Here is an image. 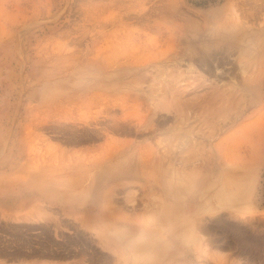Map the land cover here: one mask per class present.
<instances>
[{
	"label": "rangeland",
	"instance_id": "obj_1",
	"mask_svg": "<svg viewBox=\"0 0 264 264\" xmlns=\"http://www.w3.org/2000/svg\"><path fill=\"white\" fill-rule=\"evenodd\" d=\"M230 3L0 0V264H116V249L107 248L99 235L103 221H89L100 214L136 218L141 228L133 238L150 239L142 256L158 254V260L138 258L137 263L264 264V36L259 25L264 10L252 19V10H241L244 18L233 25ZM144 8L155 11L151 24L183 26L184 34L200 35L201 43L219 28L235 31L249 25L256 34L244 35L242 48L219 55V64L209 58L208 67L186 57L168 75L153 65L137 72L136 58L153 55L149 39L158 38L133 19ZM142 43L148 47L139 50ZM178 71L184 75L181 82ZM163 86L169 92L180 86L189 104L179 108L186 122L180 132L173 130L179 121L175 113L162 108L178 106L169 92L163 97ZM126 112L135 115L127 119ZM141 116L161 124L151 139L135 125ZM121 123L129 129L133 125V133L113 130ZM175 133L189 142L182 154L169 149L181 142ZM110 138L122 154L92 165L94 158L105 157ZM149 142L156 149L162 142L167 149L158 151V158L171 157L186 168L175 174L168 168L132 166L137 150ZM152 183L157 196L162 185L181 187L185 196L144 198L143 186ZM113 185L112 195L105 196ZM79 190L80 195L71 196ZM148 198L173 207L145 208ZM109 205L111 213H99ZM107 236L115 238L111 231Z\"/></svg>",
	"mask_w": 264,
	"mask_h": 264
},
{
	"label": "bare ground",
	"instance_id": "obj_2",
	"mask_svg": "<svg viewBox=\"0 0 264 264\" xmlns=\"http://www.w3.org/2000/svg\"><path fill=\"white\" fill-rule=\"evenodd\" d=\"M160 1V0H159ZM139 10V9H138ZM161 10V9H159ZM230 10V17L228 18L229 21H231V23L234 24H239V22L241 21L242 18H244V16H242L241 14V10H252L253 12L251 14H249V18L252 19L253 17H255L257 15V13L261 12L262 10H264V0H231V3L229 5V9ZM163 11V10H162ZM155 12V11H153ZM152 12V13H153ZM151 13V11L149 10H146L145 8L140 12L138 11V13L136 12V14L134 15L133 13V19L134 17L137 18L138 20L142 21L143 24H144V27L148 30H154L157 32L158 34V38H153V40L149 39V44L151 45V47L153 49L156 50V52L151 55L150 57L148 58H144L143 55H140L136 58L135 60V63H133V60H130L133 64H136V68H137V72L140 71L142 72L144 69H146V67H149L150 65H153V67H156L157 71L159 74L161 75H168L170 73V67H178L179 63L181 62V60H184V58H192L197 60V61H200L201 59V62H203L205 64V66H208L209 67V58H213L214 60V63L216 64H219L221 61V59H223V55L226 54L227 52H230L229 50L232 49V51L235 49V48H242L243 47V43L247 42L246 39H244V35L246 36H254L256 33V29H254V27H250L249 25L247 27H237L239 29H235V31H233V29L231 30H223L220 28L218 30H213L214 33L213 34H209L207 35H204L206 37V39L208 41H206V43H201V40L200 39V35L199 36H193V35H187L186 33L184 34L180 28H183L180 27L178 25H167V24H164V23H157L156 24H151L149 21H150V17L153 15ZM160 13V12H159ZM186 13V12H185ZM155 14V13H154ZM158 13H156L157 15ZM163 14V13H162ZM180 15V14H179ZM182 15V14H181ZM180 15V16H181ZM246 15V13H245ZM131 16V17H132ZM124 18V17H123ZM128 18V17H127ZM182 18V17H181ZM186 18V17H185ZM247 16H245V21H248L246 20ZM259 18V17H258ZM257 18V19H258ZM105 19V18H104ZM109 19V18H108ZM173 19V18H172ZM194 19V18H193ZM132 20V19H131ZM198 20V19H197ZM196 20V21H197ZM205 20V19H204ZM207 20V19H206ZM217 20V19H216ZM103 21V20H102ZM153 21V20H152ZM166 21V20H165ZM179 21V20H178ZM228 21V22H229ZM155 22V21H154ZM187 22V21H186ZM202 22V21H201ZM205 22V21H204ZM228 22H225V24ZM250 22V21H249ZM252 22V21H251ZM179 23V22H178ZM180 24V23H179ZM199 24V23H198ZM202 24V23H201ZM226 24V25H227ZM241 24V23H240ZM249 24V23H248ZM194 25V24H193ZM225 25V26H226ZM252 25V24H251ZM260 32H261V35L264 36V24L262 25V22L260 21ZM107 26V25H106ZM196 26V25H195ZM238 26V25H236ZM210 27V26H209ZM209 27H207V29H209ZM214 27V26H213ZM197 28V27H196ZM206 28V27H205ZM204 28V29H205ZM216 29V27H214ZM235 28V27H234ZM259 28V27H258ZM206 29V31H208ZM123 30V28L121 29ZM128 30V29H127ZM184 30V29H183ZM205 31V32H206ZM128 32V31H127ZM198 32V31H197ZM203 32V31H202ZM189 33V32H187ZM210 33V32H209ZM212 33V32H211ZM143 34V33H142ZM193 34V33H191ZM144 35V34H143ZM195 35V34H194ZM262 39V38H261ZM264 39V38H263ZM146 40V39H145ZM148 40V39H147ZM203 40H204V37H203ZM252 43V42H251ZM264 43V41H263ZM191 44L192 45V49H190L188 46L186 45H189ZM259 44V43H258ZM146 44L145 43H142V44H139L138 45V49L139 50H144L148 47L145 46ZM149 45V46H150ZM248 45V44H247ZM258 46V45H257ZM232 47H235V48H232ZM134 50V49H133ZM201 53V54H200ZM237 54V53H236ZM241 54V53H240ZM148 55V54H147ZM220 56H223V57H219ZM227 55V54H226ZM225 55V56H226ZM230 55V54H229ZM244 56V55H243ZM130 57V56H129ZM248 57V56H247ZM129 60V59H128ZM212 60V61H213ZM130 62V63H131ZM126 63H128L126 61ZM125 63V64H126ZM224 63V62H223ZM245 63V62H244ZM243 63V64H244ZM248 63V62H246ZM181 64V63H180ZM130 65V64H129ZM240 65V64H239ZM242 65V64H241ZM241 65H240V68H241ZM128 66V65H126ZM133 66V65H132ZM244 68L246 67L243 66ZM242 67V70L243 72H245V69ZM126 68V67H125ZM239 68V69H240ZM119 70V69H118ZM241 70V69H240ZM241 70V71H242ZM145 71V70H144ZM217 71V70H216ZM139 72V73H140ZM177 73L178 74V82H181L182 80H184V75L182 73H180V71H178ZM221 73V72H220ZM147 74V73H145ZM216 75V74H215ZM107 76V75H106ZM141 78V77H140ZM139 78V79H140ZM165 76H163L162 79H164ZM234 79V78H233ZM112 80V79H111ZM143 80V79H141ZM172 80V79H171ZM165 82H169L170 81L168 79H165ZM236 85V84H235ZM164 87V86H163ZM180 86H176V90L174 92H169V90L167 89V86L164 87V89H162L164 91L163 93V97L166 96L167 92H169V96H171L175 101H176V104H178V106H174L175 108L174 109H171L168 107V105H164L162 108L164 109H167L169 110L170 112L173 111L176 115V117L179 119L178 123L176 125H178L177 127L173 128L174 131H179L181 129H183V125L186 124L185 122V118H181V116L183 115V113L179 110V108L184 104V105H189L188 102H186L184 100V96L183 93L184 91L179 89ZM197 88V87H196ZM195 88V89H196ZM245 88V87H244ZM247 88V87H246ZM104 93V92H103ZM105 95V94H104ZM137 98L139 99L140 95L137 94L136 95ZM142 96V95H141ZM249 97V96H248ZM143 100V99H142ZM246 100V99H245ZM252 100V99H251ZM248 103V102H247ZM253 104V103H252ZM125 107V106H124ZM110 109V108H109ZM148 112H153L154 109H151V108H147L146 109ZM233 112V111H232ZM240 112V111H239ZM130 113V112H129ZM241 113V112H240ZM125 114H127L128 116L125 117L127 119H129L128 117L130 116H134V115H129L128 112H126ZM155 115V114H154ZM138 115H136L135 117H133V119L135 120L136 117ZM144 117V116H143ZM147 118V117H146ZM150 118V117H149ZM233 118V117H232ZM138 119V118H137ZM148 120V119H147ZM168 120V119H167ZM126 121V120H125ZM129 122H131L130 120H128ZM127 121V122H128ZM133 121V120H132ZM155 121V120H154ZM163 121V120H162ZM126 122V124H127ZM134 123H136V121H134ZM119 124V123H118ZM118 124H114L115 126H113V130L115 131H123L125 132L126 131V134L127 132L130 130L132 133H133V125L130 128V124L132 123H128L127 125L129 126V128L127 127V125H124L123 123H121L120 125ZM157 124V123H156ZM163 124V123H162ZM136 127L141 130V131H146L147 134H152L150 136V139L152 136L155 135V132L159 130V125H161L160 123L155 125V123H147L146 119L145 118H140V120L138 121L137 120V123L135 124ZM220 126V125H219ZM143 127H145V129H142ZM84 129V128H83ZM136 129V128H135ZM134 129V132H136ZM85 130V129H84ZM108 131V130H107ZM129 131V132H130ZM85 132V131H83ZM106 132V130L104 131ZM109 132L111 131H108L106 132L105 134H108L109 136ZM122 132V133H123ZM138 132V131H137ZM136 132V133H137ZM180 132V131H179ZM78 133V132H77ZM112 133V132H111ZM131 133V134H132ZM145 133V132H144ZM197 133V132H196ZM84 134V133H83ZM86 134V133H85ZM113 134V133H112ZM120 134V133H119ZM125 134V135H126ZM154 134V135H153ZM128 135V134H127ZM130 135V134H129ZM141 135V134H140ZM84 136V135H82ZM146 136V135H145ZM174 136H178L177 137V140L179 139V141L181 142H176L177 144L176 145H168L169 146V149L172 152L174 153H179L182 154L185 152V150L189 147V142H185L184 139H185V135L183 134H180V133H175ZM72 137V136H71ZM76 137V136H75ZM113 137V135H112ZM202 137V136H201ZM73 138V137H72ZM115 138V136H114ZM209 138V137H208ZM69 139V138H67ZM74 139V138H73ZM107 139V138H106ZM155 139V138H154ZM78 140V139H77ZM86 140V139H85ZM108 140V139H107ZM107 140H106V144H108L109 146H111V148H109L108 150H106L104 153V156L105 157H102L103 159L100 160V162L97 161L96 158L93 159V163L92 165H100L101 163L105 164L106 162H110L111 160L113 159H117L121 154L122 152H119L121 147H118V143H117V146L114 147L113 145L115 144L114 142H116L114 139L110 138V140L108 141L107 143ZM187 140V139H186ZM84 141V140H83ZM118 142V141H117ZM128 143V142H127ZM158 144V143H157ZM206 145V144H205ZM121 146V145H120ZM207 146V145H206ZM123 147V146H122ZM126 147V146H125ZM157 148V147H156ZM154 147V145L147 143L145 146H140V148L137 150L138 152V162L135 161L132 163V166L135 165V164H141L143 167L146 166L147 169H155L157 167L159 168H168L169 171L172 170V173H175L176 174V170H179L180 168H186V163H183L182 161L178 162L177 160H174L173 158L171 157H168V161H165V160H162L161 158H158L157 155H158V151H161L162 153L166 152L165 150H167L165 148V146H162V142L159 143V148L160 149H156ZM230 147L228 146V149ZM51 149V148H50ZM189 149V148H188ZM227 149V150H228ZM220 150V149H219ZM223 150H224V147H223ZM54 151V150H53ZM199 152V151H198ZM207 152V151H206ZM53 153V152H52ZM172 153V154H174ZM230 154V153H229ZM165 155V158H167V155ZM54 156V155H53ZM56 157V156H55ZM156 157V158H155ZM175 157V156H174ZM106 158V159H105ZM161 159V160H159ZM119 160V159H118ZM181 160V159H179ZM177 161V162H176ZM129 164V163H127ZM131 165V163H130ZM218 167V166H217ZM145 169V167H144ZM167 170V169H166ZM182 170V169H181ZM186 171V170H185ZM174 175V174H173ZM156 177V176H155ZM149 179H152V180H156L155 178H150L148 176ZM157 178V177H156ZM153 181V182H154ZM82 186V185H81ZM131 186V185H129ZM83 187V186H82ZM114 185L113 186H109L108 190H105L104 192V195L105 196H110L112 195L111 192L113 191V189H116ZM145 188V189H144ZM155 186L154 184H149L148 186H143V190H144V198L146 197H156L160 200H162L165 196V194L167 193L168 195H170L172 197V200L175 201L177 200L178 198H182L183 196H185V190L181 187H177L176 190H173L172 187L169 185V186H160V188L158 187V196H157V192L155 191ZM82 189V188H80ZM120 189V188H119ZM83 190H88V192H91L92 191V187H83ZM83 190H79L78 192H72L71 193V196L75 195V196H78L80 195L79 193H81V191ZM122 191V190H121ZM115 192L117 193V191L115 190ZM85 193V192H84ZM147 193V194H146ZM228 193V192H227ZM146 194V195H145ZM151 194V195H150ZM64 196H66L65 194H63ZM90 195V194H89ZM77 198V197H76ZM110 198V197H109ZM151 198H148V199H145V205L144 207L145 208H150L151 206L154 205V207H157V208H160L161 210H164L166 209V207L168 206V209H171L173 206L171 205L169 207V204L165 205L164 202H160L161 204H157L155 205L152 204V201L150 200ZM113 202V201H112ZM111 201L109 203H112ZM134 202V200H133ZM108 204V203H107ZM125 206V205H124ZM124 206H123V209H124ZM143 206V205H142ZM84 207V206H83ZM82 207V208H83ZM136 207V206H135ZM128 208V207H125V209ZM140 208V207H139ZM95 208H93L92 210H94ZM124 209V210H125ZM114 210V207H111L109 205V207H103L99 210V213H103V214H109L111 213L112 211ZM138 210V209H137ZM127 211V210H126ZM131 211V210H130ZM158 211V210H157ZM129 212V211H128ZM127 212V213H128ZM159 212V211H158ZM143 214V213H142ZM79 216V215H78ZM82 216V217H81ZM80 217L81 219H87L86 216L84 214H82ZM128 216V214H127ZM79 218V217H77ZM112 218H115V221L116 222H111L109 221V219L111 220ZM20 219V218H19ZM97 219H100V221H103L104 223V226L103 228L100 229L99 231V235L101 237V239L107 244V248L110 247V249H116V255L113 256L114 259L116 260L115 262H117L116 264H121V262H123L124 264H141V263H137V260L138 258H141L143 260H158L157 257H158V254L157 255H151V256H142L143 253H146L147 251H149V247L148 245L150 244V239L146 240L142 237H137L136 239H134L133 235H134V232L136 231V229H139L141 228V226H139L140 224H136L135 221H136V218L132 219L131 217H113V216H102L100 214V216H92V218L90 217L89 218V221L90 223L92 222H97ZM138 219V218H137ZM79 220V219H78ZM113 220V219H112ZM82 221V220H81ZM139 223V222H138ZM93 224V223H92ZM150 224V223H148ZM199 224V223H198ZM147 225V224H146ZM59 227V226H58ZM196 226H194V229H195ZM197 228V227H196ZM199 228V227H198ZM149 230V229H148ZM112 232L115 236V238H109L108 239V236H107V233L108 232ZM149 232V231H148ZM188 232V231H187ZM197 235V234H196ZM190 237V236H189ZM149 238V237H148ZM187 238V237H186ZM200 239V234L198 235V237ZM143 240V241H141ZM193 241V240H192ZM197 242V248L200 250V241H196ZM150 246V245H149ZM198 251V250H197ZM200 252V251H199ZM211 253V252H210ZM181 254V253H180ZM217 255V254H216ZM23 258V257H22ZM54 259V258H53ZM113 259V260H114ZM51 260V259H50ZM24 261V260H23ZM54 261V260H53ZM41 262V261H39ZM46 263H51L50 261H44ZM35 264L37 263V261L34 262ZM60 263V262H59ZM59 263H52V264H59ZM62 263V262H61ZM45 264V263H44ZM142 264H144L142 262Z\"/></svg>",
	"mask_w": 264,
	"mask_h": 264
}]
</instances>
